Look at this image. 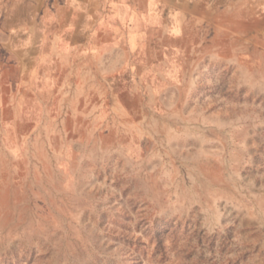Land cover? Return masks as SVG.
<instances>
[{
	"label": "rangeland",
	"instance_id": "rangeland-1",
	"mask_svg": "<svg viewBox=\"0 0 264 264\" xmlns=\"http://www.w3.org/2000/svg\"><path fill=\"white\" fill-rule=\"evenodd\" d=\"M144 52L0 106V264H264V30Z\"/></svg>",
	"mask_w": 264,
	"mask_h": 264
},
{
	"label": "crops",
	"instance_id": "crops-1",
	"mask_svg": "<svg viewBox=\"0 0 264 264\" xmlns=\"http://www.w3.org/2000/svg\"><path fill=\"white\" fill-rule=\"evenodd\" d=\"M263 26L264 0H0V106L36 92H106L120 64L149 72L155 59L135 50L257 39Z\"/></svg>",
	"mask_w": 264,
	"mask_h": 264
}]
</instances>
